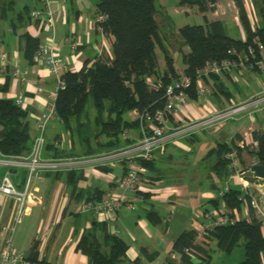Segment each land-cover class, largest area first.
Instances as JSON below:
<instances>
[{
	"label": "trees",
	"instance_id": "1",
	"mask_svg": "<svg viewBox=\"0 0 264 264\" xmlns=\"http://www.w3.org/2000/svg\"><path fill=\"white\" fill-rule=\"evenodd\" d=\"M178 1L180 7L197 9L204 16V24L185 25L178 29L182 46L177 50L182 52L184 73L193 80L190 98H197V71L206 62L225 59L240 61L241 55L245 54L249 47L255 50L256 58L264 59L255 42L258 37L264 46V0H253L260 21L255 29H252L244 0H233L246 33L245 41L229 36L223 21L210 20L206 16L207 13H214L213 4L218 0ZM95 2L96 20L99 16H105L103 21H96V26L102 28L105 36L114 38L112 57H99L91 66L88 60L79 71H68L62 75L66 86L58 93L55 101L58 118L61 120L58 123L70 134L75 148L70 151L60 149V142H55L60 141L59 134L54 141H46V157L96 154L127 146L132 141H123L122 133L126 130L135 131L138 127L137 123L129 119V113L135 109L152 112L162 109L165 104L163 91H150L145 82L146 77L162 78L164 85L169 84L171 78L179 77L171 55V43H168L165 35L163 36L157 21L158 15L166 14L158 7L156 0ZM28 12L30 17L29 9L27 14ZM12 28L16 32V27ZM21 41L23 58L32 63L35 52L41 45L40 39L26 32L21 35ZM184 46L189 48L188 53L183 52ZM157 47L165 55L166 67L163 71H159ZM11 79V75L6 76L5 83L0 85V92L10 90ZM206 82L214 89V95L223 94V100H230L231 93L219 76H210L206 78ZM33 114L31 109L17 105L13 99L0 98V151L3 154L24 156L31 152L36 136L34 128L37 124ZM236 138L242 140L239 135ZM252 138L258 147L251 153L258 164L264 165V118L263 129L254 131ZM233 151L240 157L242 150L235 141H217L203 159L204 167L207 168V161L211 163L208 173L215 174L219 182L227 181L232 174L229 168L231 161L226 156ZM146 166L152 168L153 161L146 163ZM48 175H54L55 179L66 182L72 196L78 193V198L81 199L101 200L105 193L100 189L86 193L79 186V182L84 178L83 173ZM248 179L253 178L249 176ZM213 185L218 197L209 201L213 205L212 208H219L221 203L225 202L229 209L240 211L244 203L250 204L249 195L243 196L241 190L230 187L224 196L220 197L219 193L224 187L217 189V185ZM148 197L145 195V200ZM250 212L252 219L249 222L242 218L234 224L216 227L209 239L226 255L243 246L244 256L238 264H264V235L261 231L264 222L257 219L251 209ZM146 216L154 225L161 223L158 213L152 208L146 211ZM80 217L77 215L76 220L80 221ZM196 235L195 230H184L175 237L172 251L179 258L180 264H194L195 259L199 260V264H209L211 254L208 245L197 244ZM129 248L130 245L124 239L109 232L106 223H99L97 220L91 222L90 228L83 230L77 242V250L88 258L90 264H138L137 260L133 263L128 260ZM148 258H151V255H148ZM26 259L30 264H46L45 261L39 262L37 245H34L31 255L26 256ZM168 264L177 263L169 260Z\"/></svg>",
	"mask_w": 264,
	"mask_h": 264
},
{
	"label": "crops",
	"instance_id": "2",
	"mask_svg": "<svg viewBox=\"0 0 264 264\" xmlns=\"http://www.w3.org/2000/svg\"><path fill=\"white\" fill-rule=\"evenodd\" d=\"M85 1L87 0H70L69 4L67 3L65 6V12H58L54 31L43 26V24L33 23L29 17V12L28 14H24L23 12L18 13L17 16L12 18L8 26L0 25V41L4 44L5 50L11 56L14 52H18L22 67L30 70V74L27 78L28 82L16 83L12 77L10 90L8 92H0V98L15 100L22 94L27 99L24 108L31 109L34 115L39 116L41 109L45 106L48 97L55 88L56 81L54 77L47 73L43 64L36 65L34 60L32 63H29L28 60L23 58V42L21 41V35L26 32L39 38L41 45L54 38L57 44L56 52L69 59L70 71H79L88 60H90L89 65H91L99 57H112L114 38L105 36L96 26L95 0L90 12L85 9L83 4ZM34 3L35 6L33 8H42L41 0H34ZM244 3L252 29H254L250 18V9H248L245 0ZM233 4L235 5L234 1ZM251 6V9L255 10L253 0H251ZM30 10L31 9H29V11ZM206 16L210 20L214 19L209 17V13H207ZM3 17L7 16L1 15V18ZM219 20L223 21L225 25L228 22H234L241 29L242 24L239 15L238 18L234 20H227L225 18H219ZM14 26L17 29L16 32L13 31L12 27ZM240 34L239 39L245 41V31L243 32L241 29ZM188 52L189 48L184 53ZM1 68L2 66L0 65V69ZM184 68L183 66L178 72H183ZM231 74V76L220 77L225 83L227 90L231 93L230 100H223V94L214 95V89L207 83L213 92L209 99L213 105L227 107L232 104V102L239 103L236 97H241L245 100L248 99L245 96L244 90L241 88V83L250 92V97L255 92L264 89V82L260 80V84L257 88L252 87L249 82L251 80L257 82L260 75H264V72L256 74L249 72L240 75L238 71L235 70ZM7 75H11L10 68L0 71V85L5 83ZM232 77H237L236 80L234 79V82L232 81ZM233 87L235 88V93L232 89ZM38 89H42V93L38 94ZM203 104L204 102L202 100L198 98L192 99L189 96V99L180 106L178 113L179 119H185L187 116L193 114V111L195 113L193 107H201ZM245 116H247L250 121L240 130H236L235 126H233L235 131L231 129L229 123L235 122H229L187 138V141H194L195 144H199L200 148L198 151H200L203 156L202 159L195 162L194 165L204 164L203 159L207 152L214 147L215 142L228 141L229 139L235 141L237 146L243 141L246 142V145L248 144L241 149L240 157H238V161L242 166L247 168L257 164L255 157L251 153V151H254L251 145L254 141L252 133L255 131L253 129L254 127L263 126L264 115L263 112H259L255 116L244 114L239 119ZM60 126L58 121L49 124L47 141H54L60 134V141L56 140L55 142H60V149H66L62 148L63 146H61V144H67L68 137L66 134L68 133L66 131L63 133ZM34 130L35 135H37V124ZM211 134L213 135L211 136ZM237 135H239L242 140H238L236 138ZM207 139L211 140V143H203L204 140ZM182 149H184L185 156L190 154L196 155L198 152L194 148L192 149L191 146L184 148L181 142L178 141L168 145L164 151L156 152L155 158L153 159V167H147L148 175L159 181V188L162 189L161 195L154 198L148 197L146 201L139 206L137 211L130 212L122 209L117 215L114 225L119 231V237L130 245L127 258L132 263L137 260L138 264H168L171 255L174 254L172 248L175 237L184 230L199 231L202 228L204 220L199 214L205 209L212 208L213 206L209 202L211 199H214L217 194L216 190L213 188V184H216L218 189L222 188L225 183H234L237 187L240 186L239 190L242 191L243 185L240 184L247 183L250 185L247 192L253 193V191L250 190L252 182L243 180L244 182L242 183V180L236 178L233 174H231L227 180L228 182H219V178L215 174L206 176L205 179H202L201 176L192 177L191 181L192 184L194 183L195 189L202 186L205 190L201 197L198 195V192H191L188 188L189 186L184 184L186 173H184L183 178L179 177L178 179H174V176H170V174L168 175V173L177 175L179 169L176 168L172 170L169 168L172 162H177L176 154L179 153V151H183ZM114 172L119 176L122 169L116 168ZM4 173H6V170L1 169L0 180ZM11 176L15 184L22 189L26 179V172L24 170H12ZM166 177H170L168 181ZM251 181L262 183L259 184V186H264V180L252 179ZM204 184L206 185L204 186ZM79 186H81L86 193H93L96 189L105 192L112 187L104 178H97L88 173L84 174V178L79 182ZM32 189L34 191L33 195L35 196V201L32 202L27 216L22 218L21 223L16 225L13 231L12 243L14 248L18 252L30 256L34 245H37L39 262L45 261L46 264H90L88 258L77 250V242L83 230L90 228L91 222L97 219L95 216L80 215V221L76 220L78 214L75 213V209L83 198H78L79 196L76 199L71 197L72 191L68 184L63 180L55 179L54 175L35 177L32 181ZM169 189L181 190L182 192L169 193ZM163 192L165 193L163 194ZM190 200H196L195 204H193L195 208L192 215L188 212L190 209L188 201ZM262 200L261 202H264V197H262ZM174 203L178 206L175 212L171 213L170 209ZM149 208H152L158 213L161 219V223L158 225L152 224L147 218L146 211ZM250 209L247 202L244 203L242 209L239 211L241 218H246L247 215L251 213ZM16 210L17 205L15 201L0 195V247L7 238V234L2 233L1 228L3 226L13 225ZM98 222L102 223L100 221ZM261 231L264 235V224L262 225ZM208 250L211 254L209 264H238V260L244 256L241 253H236V259H232L230 256L235 250L230 255H226L216 247L214 241H209ZM148 255H151V258H148ZM194 264H199V260L195 259Z\"/></svg>",
	"mask_w": 264,
	"mask_h": 264
},
{
	"label": "built area",
	"instance_id": "3",
	"mask_svg": "<svg viewBox=\"0 0 264 264\" xmlns=\"http://www.w3.org/2000/svg\"><path fill=\"white\" fill-rule=\"evenodd\" d=\"M69 0H41L42 8L31 11L30 17L33 23L43 24L54 31L56 16L59 11L65 12V6ZM213 15L219 16L225 14L222 10L221 0L215 4ZM176 12H180L176 10ZM181 12H184L181 10ZM250 18L254 29L259 23V18L254 9L250 10ZM105 16L97 17L96 21H103ZM102 32V28L98 27ZM260 52L264 55V46L259 38H255ZM57 44L54 38L47 43L40 45L34 55L36 65L43 64L47 73L54 77L56 81L55 88L48 97L45 106L41 109L39 116L32 115L37 121L38 133L34 138L32 150L28 155L10 156L0 151V169H5L0 180V195L8 197L16 202L17 210L13 225L3 226L2 233L7 234L4 244L0 247V264H30L26 255L18 252L12 244V234L16 225L21 223L22 218L27 216L28 210L35 201V196L31 191L32 181L35 177L46 176L48 174L82 172L92 174L97 178H104L112 187L105 191L101 200H85L78 203L75 213L82 215L95 216V218L107 224L109 232L119 236L115 221L118 213L125 209L133 212L137 211L139 206L144 203L145 195L151 198L161 195L162 189L159 188V181L148 175L146 163L153 161L158 151H164L165 148L183 138H189L199 134L207 129L223 125L224 123L236 122L242 115L255 116L264 111V89L255 92L250 98L239 103L230 104L227 107H219L210 102L213 92L207 84L206 78L210 76L226 77L232 75L235 70L240 75L244 73H263L264 59L256 58V52L249 47L245 54L241 55V60L225 59L221 61H208L197 71V82L195 92L198 99L204 104L200 107H193L195 113L180 120L178 117L179 109L182 104L189 99V92L193 88V80L183 72H179L178 78H171V82L164 85L162 78L148 76L145 79L150 91H163L165 100L164 107L156 111H139L137 109L129 113V119L137 123L135 131L126 130L122 133L123 141H132L127 146L99 152L96 154H83L80 156H69L61 158L46 157L45 145L47 141L48 126L54 121L61 122L56 110V98L61 90L65 89V82L62 75L69 69V59L56 52ZM102 53V52H100ZM235 53V52H234ZM0 71L7 68L11 69V75L16 83L28 82L30 74L28 68L22 67L19 59V53L14 52L11 56L5 50L4 44L0 41ZM92 65V64H91ZM89 65V66H91ZM237 77H232L234 82ZM235 79V80H234ZM37 93H42L38 89ZM17 105L26 106L27 99L21 94L15 99ZM70 134L68 133V136ZM229 139L227 142L231 143ZM252 148L257 150V143H251ZM62 148L71 149V140L67 144H61ZM246 142H241L238 147L243 149ZM227 159L231 161L229 168L240 175V180L249 176L255 180L257 178L251 172L250 168H243L238 161L236 151L227 154ZM121 168L122 172L118 176L114 170ZM12 170H24L26 179L23 188L20 189L12 179ZM237 178V177H236ZM263 180V179H261ZM231 184L219 193L220 197L230 189ZM249 184L243 183V196L250 197V208L253 215L264 222V208L251 193L247 192ZM172 191V192H171ZM176 190L169 189V193H175ZM165 192H163L164 194ZM73 198L78 197L75 193ZM216 195L214 198H217ZM170 212H175L172 206ZM204 220L202 228L197 231L196 243L206 246L209 244V237L212 231L219 226L231 225L241 218L237 209L231 210L225 202L221 203L219 208L205 209L199 214ZM248 222L252 219L251 213L247 215ZM170 261L180 264L176 254L171 255Z\"/></svg>",
	"mask_w": 264,
	"mask_h": 264
},
{
	"label": "rangeland",
	"instance_id": "4",
	"mask_svg": "<svg viewBox=\"0 0 264 264\" xmlns=\"http://www.w3.org/2000/svg\"><path fill=\"white\" fill-rule=\"evenodd\" d=\"M245 1L247 3L248 9L251 10V8H252L251 0H245ZM69 2H70V0L68 1V4H69ZM156 3L158 5V7H161L163 9L164 14H166V16H164L162 14L158 15L157 21L161 26L163 36L165 35L168 39V43H171V45H170L171 49L170 50L172 52L171 55L174 59L175 66H177L176 69L181 70L183 68L182 52H178L177 49L182 46V43H181V40H180V37L178 34V29L185 26V25L204 24V16L200 12H198L197 9L192 8V9L188 10L187 8L180 7L178 0H156ZM83 4L85 6V9L90 12L91 9L93 8L94 0H87ZM221 5H222V10L225 12V14L223 13V14H220L219 16H216V15L209 13V17L211 19H213V18L214 19L225 18L227 20H232V19L234 20L235 18H238L237 8L233 4L232 0H222ZM34 6H35L34 0H0V25L8 26L10 24L12 18L17 16L18 13L23 12L24 14H27L26 13L27 9H31L30 13L32 10L37 9V8H33ZM176 10H178L180 12H176ZM181 10H183L185 12H181ZM1 15H5L7 17L1 18ZM170 22H171L172 27L170 26ZM256 27H257V25H256ZM226 29H227L228 35L231 36L232 38H235V39L240 38V35H241L240 30L241 29L244 32L243 26L241 25V29H240L234 22H228L226 24ZM187 50H188V48L186 46H184L183 52H186ZM156 54H157L158 63H159V71H162L166 67L165 55L163 54L162 50L159 47L156 48ZM259 80L264 82V75H260L257 82H255L254 80H251L249 82L251 83L252 87L257 88V86L260 84ZM241 88H242V90H244L246 98H249L251 94L242 83H241ZM232 89L235 93V88L233 87ZM236 98H237L236 100L239 102L245 100L241 97H236ZM249 121L250 120L247 116L242 117L241 119L237 120L235 123H229L231 126L230 128L234 130L233 126H235L236 130H240ZM256 123H258V122H256ZM255 125H258V124H255ZM60 128L63 131V133H65V129L62 126H60ZM253 129L255 131L260 130V129H263V126L260 125L259 127H257V128L254 127ZM245 131H247V130H245ZM212 135L213 134H211V136ZM66 136L68 137L67 140H69V139L71 140V149H73L74 146H73L72 139L70 138V135L68 136V134H66ZM178 141L181 142V144L184 148L191 146L192 149L194 148L196 151H198V149L200 148L199 144H195L194 141L193 142L187 141V138L186 139L183 138V139H180ZM208 142L211 143V140H209V139L204 140L203 143H208ZM66 148H67V146H66ZM182 150L183 151H179V153L176 154L177 162H172L170 164L171 166L169 168L172 170H174L176 168L179 169V171H177V175H175L174 173H168V175L170 174V176H174V179H178L179 177L183 178L184 173H186V178H185L184 184L189 186L188 188L190 189L191 192H193V191L198 192L199 193L198 195L201 197L205 188H202V186H201L200 188L195 189V186L193 185L194 183L192 184L191 178L201 176L202 179H205L206 176L209 175L208 168L211 165V163L209 161H207V165H208L207 168L204 167V164L194 165L195 162H197L198 160L200 161L202 159V157H203L202 153L200 151H198L196 155L190 154L188 156H185L184 155V149H182ZM165 164H167V163H165ZM239 164H240V166H242L241 163H239ZM242 167L245 168L244 166H242ZM1 169H0V171H1ZM169 169H168V171H169ZM2 172H4V171H2ZM79 173H82V172H79ZM83 174H87V173H83ZM232 174L235 177H237L238 179L240 178V175L238 173L236 175L234 170L232 171ZM169 178L166 177V180L168 181ZM243 180H248V181L252 182L251 183L252 186H251L250 190H252L253 193H251V195H253L256 199H258V201L260 202V204L264 208V202H261L262 197H264V194H263L264 193L263 192L264 186H259V184H262V183L253 182V181L249 180L247 177L242 179V183L244 182ZM195 185H196V183H195ZM205 185L206 184H204V186ZM227 185H228V183H226L223 187H225ZM240 185H243V184H240ZM231 187H235L236 189H240V186L237 187L234 183L231 184ZM31 191L34 192L32 189V186H31ZM178 192L181 193L182 191L176 190V193H178ZM195 202H196V200L188 201V206L190 207L188 212L190 215H192L194 213L193 210L195 207L193 204H195ZM177 206L178 205L176 203H174L173 207L175 210H176ZM78 215H82V214H78ZM244 252L245 251H244L243 246H239L235 249L234 253L231 254L230 257H232V259L233 258L236 259V253H241L242 255H244ZM242 258H243V256L241 257V259L238 260V262H240V260H242Z\"/></svg>",
	"mask_w": 264,
	"mask_h": 264
},
{
	"label": "water",
	"instance_id": "5",
	"mask_svg": "<svg viewBox=\"0 0 264 264\" xmlns=\"http://www.w3.org/2000/svg\"><path fill=\"white\" fill-rule=\"evenodd\" d=\"M250 170L254 174L255 177L264 179V165L257 163L251 166Z\"/></svg>",
	"mask_w": 264,
	"mask_h": 264
}]
</instances>
